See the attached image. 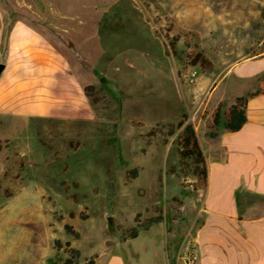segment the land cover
I'll return each mask as SVG.
<instances>
[{
	"label": "rangeland",
	"instance_id": "1",
	"mask_svg": "<svg viewBox=\"0 0 264 264\" xmlns=\"http://www.w3.org/2000/svg\"><path fill=\"white\" fill-rule=\"evenodd\" d=\"M0 17L23 43L0 72V264H178L204 183L178 123L212 159L215 100L264 79L235 64L264 56V0H0Z\"/></svg>",
	"mask_w": 264,
	"mask_h": 264
},
{
	"label": "crops",
	"instance_id": "2",
	"mask_svg": "<svg viewBox=\"0 0 264 264\" xmlns=\"http://www.w3.org/2000/svg\"><path fill=\"white\" fill-rule=\"evenodd\" d=\"M4 31L0 17V63L5 64V77L16 73L17 68L10 71V67L18 64L16 50L23 43L14 37L6 39ZM240 63L235 68L238 79L258 80L264 75V56L235 64ZM240 95L234 94L227 104ZM227 96L224 93L215 102ZM247 115L240 130L234 132L222 124L212 138L217 149L212 159L206 157L207 177L197 189V214L202 216L194 232L200 249L198 264H264V93L250 97ZM167 264H171L168 255Z\"/></svg>",
	"mask_w": 264,
	"mask_h": 264
},
{
	"label": "trees",
	"instance_id": "3",
	"mask_svg": "<svg viewBox=\"0 0 264 264\" xmlns=\"http://www.w3.org/2000/svg\"><path fill=\"white\" fill-rule=\"evenodd\" d=\"M172 49L175 51V42L172 41L171 43ZM194 63H207L211 65V62L201 53L196 52L194 54ZM264 93V79L258 83V88L254 91L248 92L246 94L237 96L236 99L232 102L227 104L225 100H221L217 103V105L213 108L210 113V118L207 120V127H208V135L212 138L218 136L220 132V127L224 124L225 128L231 131H238L242 128L243 125L248 120L247 115V103H249V99L251 96H258ZM179 127H182V132L179 136V145L180 151L184 158H191L194 164V170L197 174L202 175L204 180L207 177V164L204 151L200 144L197 130L193 123H186L185 120H181L178 123ZM137 175V171H133V176ZM163 220V216L159 215L155 218L150 220V224L158 223ZM148 225V226H149ZM148 226L146 225L145 228L147 229ZM66 229L68 232L74 234L78 237L80 234L71 224H66ZM139 235L138 228L134 227L130 233V238H135ZM70 245V242H68ZM71 252L73 253L72 257L67 259L66 264L73 263V257L79 256L80 251L71 248ZM93 259L91 263H93Z\"/></svg>",
	"mask_w": 264,
	"mask_h": 264
},
{
	"label": "built area",
	"instance_id": "4",
	"mask_svg": "<svg viewBox=\"0 0 264 264\" xmlns=\"http://www.w3.org/2000/svg\"><path fill=\"white\" fill-rule=\"evenodd\" d=\"M200 249L194 233L190 230L184 237L178 254V264H198Z\"/></svg>",
	"mask_w": 264,
	"mask_h": 264
},
{
	"label": "water",
	"instance_id": "5",
	"mask_svg": "<svg viewBox=\"0 0 264 264\" xmlns=\"http://www.w3.org/2000/svg\"><path fill=\"white\" fill-rule=\"evenodd\" d=\"M5 68V64L4 63H0V72H2Z\"/></svg>",
	"mask_w": 264,
	"mask_h": 264
}]
</instances>
